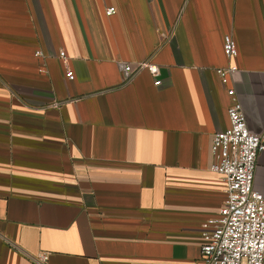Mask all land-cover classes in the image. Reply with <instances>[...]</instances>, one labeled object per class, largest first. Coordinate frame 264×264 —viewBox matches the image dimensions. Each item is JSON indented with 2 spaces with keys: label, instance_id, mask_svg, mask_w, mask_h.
Listing matches in <instances>:
<instances>
[{
  "label": "crops",
  "instance_id": "crops-1",
  "mask_svg": "<svg viewBox=\"0 0 264 264\" xmlns=\"http://www.w3.org/2000/svg\"><path fill=\"white\" fill-rule=\"evenodd\" d=\"M229 88L264 137V0H0V264H200Z\"/></svg>",
  "mask_w": 264,
  "mask_h": 264
},
{
  "label": "built area",
  "instance_id": "built-area-1",
  "mask_svg": "<svg viewBox=\"0 0 264 264\" xmlns=\"http://www.w3.org/2000/svg\"><path fill=\"white\" fill-rule=\"evenodd\" d=\"M114 12L115 7L107 9L108 15ZM223 49L229 59L237 55L233 35L224 36ZM60 56L65 58V52L61 51ZM141 66L153 74L159 72L150 61ZM119 67L123 81H130L135 74L132 65L120 62ZM236 71L235 65L218 69L224 84ZM65 74L69 79L75 77L70 69ZM228 93L233 100L228 107L230 125L215 133L211 146L212 170L225 182V198L218 215L203 223L200 264H264V195L253 186L264 137L249 128L235 89L229 88ZM47 259L45 252L35 258L39 264H45Z\"/></svg>",
  "mask_w": 264,
  "mask_h": 264
}]
</instances>
